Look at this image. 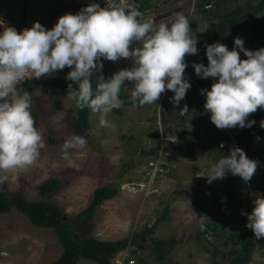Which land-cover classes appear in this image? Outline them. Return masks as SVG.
Masks as SVG:
<instances>
[{"label":"rangeland","instance_id":"rangeland-1","mask_svg":"<svg viewBox=\"0 0 264 264\" xmlns=\"http://www.w3.org/2000/svg\"><path fill=\"white\" fill-rule=\"evenodd\" d=\"M198 1L136 0L144 6L143 10L139 9L144 17L157 24L166 23L177 13L185 15L193 35L205 26L196 10ZM255 1L211 0L210 4L212 7V3H218L216 7L227 12L236 7L246 9ZM103 2L105 4V0ZM90 3H97V0H0V18L18 32L31 27L33 22L51 29L60 16L75 14ZM263 14L264 10L256 13V19H261ZM242 56L241 52V59ZM196 57L207 59L205 51H199ZM105 62L110 63L111 73L130 67V61L124 59L118 63L102 59V63ZM193 62H186L188 67L184 74L190 84L195 74L191 66ZM128 87L130 85L125 86ZM123 90L130 97V93ZM66 93L60 92L58 102L53 105L50 85L32 87V104L38 112L36 126L43 134L45 147L31 166L6 173L0 171V179L6 177L0 182V191L38 199V185L46 179L56 178L60 182L58 191L45 199L60 206L72 221V216L90 203L96 187L115 183L117 192L96 206L91 222H75L74 226L79 236L87 233L98 239L136 235L137 244L117 251L111 257L112 261L120 255L125 259L132 258L133 264L138 258H142L144 264H212L210 251L216 247L225 254L219 259L220 263L227 264L231 257L227 251L241 244H221V236L205 231L204 224L212 220L223 221L224 225L217 224L220 232L247 228L244 214L251 212L253 194L264 195V136L258 135L264 132L260 127L264 116H259L252 127L219 129L228 136L222 142L224 147L220 148L221 143L209 142L201 136L202 117L188 108L190 97L186 95L179 105L171 103L164 107L162 95L167 94L169 98L174 95L165 91L156 102L158 106L123 105L112 110L107 118L116 125L115 128L101 127L98 116L88 110L90 134L78 135L74 132V104ZM191 94L198 98L195 88H191ZM183 107L187 109L181 113ZM153 130L158 132L156 138L148 135ZM72 135L82 136L88 143L81 150H69L70 163L62 158V145ZM237 139L241 143L239 148L248 158L259 162L255 175L248 184L232 174L209 183L206 179L208 169L221 155H227L231 147H238ZM163 148L168 151L172 166L161 177L149 181L142 176L147 161ZM231 178L235 182L231 183ZM165 204L167 219L145 232L146 225L160 215ZM171 238L173 242L170 244ZM151 239L168 241L170 251L163 259H156L153 255ZM245 239L249 240L251 255L243 264H264V238L256 239L252 233ZM60 252L61 246L51 228L34 226L15 210L0 214V264H49ZM77 264L97 263L79 257Z\"/></svg>","mask_w":264,"mask_h":264},{"label":"clouds","instance_id":"clouds-1","mask_svg":"<svg viewBox=\"0 0 264 264\" xmlns=\"http://www.w3.org/2000/svg\"><path fill=\"white\" fill-rule=\"evenodd\" d=\"M138 7L136 0H105L104 7L90 3L75 14L60 16L51 29L33 22L19 32L0 18V171L31 166L45 147L32 116V97L18 89L27 79L52 77L70 69L65 77L71 81L67 97L78 109L87 108L97 115L101 127L115 128L107 117L123 106L122 89L130 93L134 107L157 105L165 91L174 93L170 98L174 106L180 104L191 87L184 75L186 56L198 55V40L185 15L177 13L157 24ZM233 43L232 50L218 41L206 44L207 66L191 65L199 78L213 80L210 90L201 93L211 123L221 130L252 127L255 121L248 117L264 110V48L248 50L240 37ZM241 52L246 59H241ZM102 59L128 60L130 67L105 78ZM260 127L264 129V120ZM87 143L86 138L72 135L62 145V158L71 163L69 150H81ZM258 165L233 146L208 169L206 179L211 183L232 174L248 184ZM253 196L251 212L242 214L247 216L245 226L261 239L264 195L257 192Z\"/></svg>","mask_w":264,"mask_h":264},{"label":"trees","instance_id":"trees-1","mask_svg":"<svg viewBox=\"0 0 264 264\" xmlns=\"http://www.w3.org/2000/svg\"><path fill=\"white\" fill-rule=\"evenodd\" d=\"M101 1L102 0H97V3L101 4ZM226 1L227 0H224V2ZM210 3L211 0H199L196 4V10L200 13L205 23L203 30L194 34L198 40L197 48L199 51H205L204 46L206 44H211L217 41L225 44L229 50H232L234 48L233 40L235 37L242 38L244 41V47L248 50L254 51L259 48H264V14L259 20L255 17L256 13L264 10V0H256L246 9L236 7L227 12H221V9L216 7L218 3H212V7ZM205 4H209V6L205 7ZM242 59H246V57L243 55ZM192 60L197 63H203L207 66V59L196 57V55L186 56V62ZM103 65V74L105 78H108L112 74L110 72L111 65L109 62H105ZM68 71H70V69L65 68L63 71L57 72L52 77L27 79L18 85V89L21 91H28L31 95V89L33 86L50 85L53 89L52 104L56 105L58 102V94L60 92H66L67 84L71 83V81L65 79ZM191 82V88H195L197 90L198 98L191 94L190 88L186 94L187 97H190V100L188 101V108H192L202 117L201 136L205 137L209 142L222 143L228 139L227 134L220 132L219 129L211 123L210 114L204 110L203 106H201V104L205 103V97L201 93V90H210L213 80L211 78L201 79L196 74H193ZM120 98L124 102L123 105L133 106V101L128 94H125L123 89L121 90ZM161 102L164 107L171 104L170 98L167 94L162 95ZM73 104L76 114L74 122L75 134L89 135V109H78L74 101ZM31 112L34 120L37 119L38 112L33 104ZM163 113L164 111L162 114ZM261 115L264 116V110L258 109L256 113L248 117V120L256 121ZM148 135L156 138L158 136V132L153 130L152 132H149ZM258 135L263 137L264 132H259ZM236 143L238 147L241 146L238 139L236 140ZM232 182H235V179L231 178V183ZM59 186L60 182L56 178L44 180L37 187V193L40 197L38 199H28L21 193L6 194L2 190L0 191V214L15 210L24 215L32 225L51 228L54 231L56 241L61 246V252L49 264H77L79 257L93 260L97 264H112L111 257L117 251L124 249L128 245L137 244L136 235H130L129 237L117 238L113 240H105L98 239L92 234L87 233L79 236L78 229L74 228L75 222H91L96 206L101 201L109 199L115 195L118 190L117 184L112 183L96 187L92 192L90 203L75 213L72 216V221H69L70 217L63 213L60 206L52 200L45 199L49 194L57 192ZM166 206L167 204L163 206L160 215L152 219V221L146 225L144 229L145 232H150L158 222L165 221L167 219ZM219 223L213 220L212 222H206L204 224V230L212 232L214 236L220 235L222 238L220 242L221 244H227L228 242L234 246L241 244V246L227 251V254L231 256L228 259L227 264L246 263L250 258L251 248L249 247V240L245 239V237L250 236L252 232L248 228H244L240 231L233 230L220 232L217 230L218 225L222 226L224 225V222L221 221ZM172 242L173 238L170 239V244ZM151 243H153L152 252L156 259H163L166 256V253L170 251V247L167 245L168 241L166 239H151ZM210 254L212 255V264H221L219 259H222L225 256V254L216 247L212 248ZM136 262V264H144V260L142 258H138Z\"/></svg>","mask_w":264,"mask_h":264},{"label":"built area","instance_id":"built-area-1","mask_svg":"<svg viewBox=\"0 0 264 264\" xmlns=\"http://www.w3.org/2000/svg\"><path fill=\"white\" fill-rule=\"evenodd\" d=\"M205 7H208L209 4H205ZM184 107L180 112H184ZM161 138V136H159ZM168 151L163 148L157 150L155 154L149 157L147 161V168L144 169L142 176L149 181L153 180L155 177H161L164 172L170 168L172 165L167 157ZM112 261V260H111ZM125 262V263H124ZM134 260L132 258L125 259V256H117V258L112 261V264H133Z\"/></svg>","mask_w":264,"mask_h":264},{"label":"crops","instance_id":"crops-1","mask_svg":"<svg viewBox=\"0 0 264 264\" xmlns=\"http://www.w3.org/2000/svg\"><path fill=\"white\" fill-rule=\"evenodd\" d=\"M164 4V3H163ZM105 4H104V2L102 3V1H101V4H100V6L101 7H103ZM141 7H143V8H141L140 10H143L144 9V6H143V4L141 3ZM157 6H160V5H157ZM110 240H113V239H110Z\"/></svg>","mask_w":264,"mask_h":264},{"label":"water","instance_id":"water-1","mask_svg":"<svg viewBox=\"0 0 264 264\" xmlns=\"http://www.w3.org/2000/svg\"><path fill=\"white\" fill-rule=\"evenodd\" d=\"M137 3H138V5H139L138 9H140V8H141V6H142V5H141V3H140V2H137Z\"/></svg>","mask_w":264,"mask_h":264}]
</instances>
